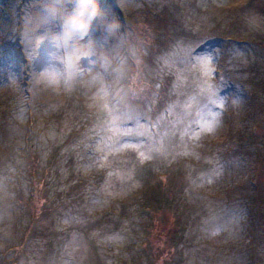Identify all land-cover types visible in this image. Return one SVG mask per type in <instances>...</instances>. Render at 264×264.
<instances>
[{
    "label": "rangeland",
    "instance_id": "rangeland-1",
    "mask_svg": "<svg viewBox=\"0 0 264 264\" xmlns=\"http://www.w3.org/2000/svg\"><path fill=\"white\" fill-rule=\"evenodd\" d=\"M153 262L264 264V0H0V264Z\"/></svg>",
    "mask_w": 264,
    "mask_h": 264
},
{
    "label": "trees",
    "instance_id": "trees-1",
    "mask_svg": "<svg viewBox=\"0 0 264 264\" xmlns=\"http://www.w3.org/2000/svg\"><path fill=\"white\" fill-rule=\"evenodd\" d=\"M138 71V74L141 73V67L137 69ZM158 186V185H157ZM158 199L155 198L154 201L151 200L150 203H147L145 204L144 208L148 211V212H152L155 210V208L157 207L158 205ZM158 208V207H157ZM161 208V207H160ZM160 246H159V249L156 250L155 248H153L154 250V253H153V259H156V262L162 257V254L164 252V250H170V246H171V242H166L165 240H161V242L159 243ZM148 245L145 244V246H142V250L149 256V252H148V249H147ZM160 262H158L159 264ZM154 264V262H153Z\"/></svg>",
    "mask_w": 264,
    "mask_h": 264
},
{
    "label": "clouds",
    "instance_id": "clouds-1",
    "mask_svg": "<svg viewBox=\"0 0 264 264\" xmlns=\"http://www.w3.org/2000/svg\"><path fill=\"white\" fill-rule=\"evenodd\" d=\"M76 26L78 30H84L87 27L86 22H81L80 17L76 18Z\"/></svg>",
    "mask_w": 264,
    "mask_h": 264
},
{
    "label": "snow or ice",
    "instance_id": "snow-or-ice-1",
    "mask_svg": "<svg viewBox=\"0 0 264 264\" xmlns=\"http://www.w3.org/2000/svg\"><path fill=\"white\" fill-rule=\"evenodd\" d=\"M196 55L198 56V55H199V53H197ZM214 59H216V60H217V62H218V57H214ZM213 103L215 104L216 102H215V101H213ZM220 106H222V101L220 102ZM208 127H209V129H211V127H212V124H209V125H208Z\"/></svg>",
    "mask_w": 264,
    "mask_h": 264
}]
</instances>
